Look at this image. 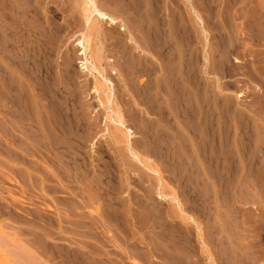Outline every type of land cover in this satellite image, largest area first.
Here are the masks:
<instances>
[{
  "label": "rangeland",
  "instance_id": "rangeland-1",
  "mask_svg": "<svg viewBox=\"0 0 264 264\" xmlns=\"http://www.w3.org/2000/svg\"><path fill=\"white\" fill-rule=\"evenodd\" d=\"M66 1L67 2L64 5L70 6L69 3L71 4L72 0H66ZM159 1H160L159 4L163 6V9L161 8L162 10L160 11V14L162 15L163 18L166 19L167 31H168V28L169 30H172L173 27L175 29V26L177 28L178 23L185 24V27H188L186 31L188 29L191 31L190 32L188 30V32H185L186 34H188V36L187 35L185 36V38L188 40V41H186V39L184 40L187 42V43L185 42V46L183 43L180 46L181 41H179L177 35L174 34L176 30L173 29L172 30L173 34H171L172 35L171 37L172 45H174L172 46L173 55H174L173 61H175L176 59V61L173 62V66L175 65V63L178 64V65L177 64L175 65L176 67L174 66L175 68H173L172 66V69H173L172 73L174 74L175 70L177 72V74L175 72L177 77H174V80H175L174 82L176 85L177 83H179V76L180 74H182L180 73L182 72L180 70H183V72H185V74L188 75V77L187 76L185 77L188 83L187 82L184 83V85L187 87V90H186L187 92L185 91L186 95L184 94V92H182L185 95L186 99L184 96L182 98V95H183L182 93L180 95V92L186 89V87L183 84H181V82H180L181 86L178 84L180 86L179 88L174 86L175 90L176 88L178 89L176 90L178 91V93L172 91L171 92L172 95L168 94L170 90L168 91L167 85L165 84L166 78L164 77H166V75H165V72H163V68H162L163 62H161L163 60L161 58H160L161 60H154V63L158 68L155 76H157L156 85H158V99H159L158 104L160 105L159 109L161 113L160 112L159 114L154 113L155 115L154 114L150 115V113L148 114V111H147L148 104L147 102L144 103L143 101L141 103H144V106L140 104V106L137 107V109L141 113V115L148 118L149 121L151 120L150 122L152 123H149L151 124L150 127L154 126L152 127L153 130H151L150 128H148L149 124H146L148 126L146 128V133L150 137L153 136L154 134L155 135H154V138L151 137L152 144H150L151 142L149 140H148V143L145 144L147 140H145L146 142L143 141L144 139H142L140 132L135 133L134 137L131 138V143L133 144V146H135L137 153L139 154L140 159L143 162V164H140L139 162L135 161L133 158L128 157L125 153L123 154L124 157H122L121 155L123 153V150L120 151L117 148L110 145L109 138L107 137L101 138L102 144L104 145V149L107 150L106 152L108 155V158H106L105 161L108 162L109 161L108 159H110L109 162H111L114 166V168L110 171L112 176L109 178H111V180L113 181L116 179L115 180L116 183L113 182V184L115 185L117 184L115 188L117 186L119 187L121 186L122 188L121 190L122 192L119 195V198L124 202L123 205L125 207L130 206L131 208L134 209V213H135L134 217H131L130 219L129 218L125 219V221L128 220L129 222L128 221L123 222L121 225L122 227L120 226L118 227L119 229H112L106 234V236L110 237L112 240H116V243L114 242V246L122 248V250L125 251L130 256V258H131L130 254H133V252L130 249L131 246L129 248L128 245H131L130 243H132L133 241L137 245L139 252L141 251L140 252L141 255L143 253L145 256V257H142L141 255L140 256L134 255L132 256L133 261L130 258H128L129 260L126 259L125 263H121L119 261L114 263L113 261L116 258L113 257V252H117L116 250L118 249L112 246V244L110 245L109 243L106 244L105 243V241L107 242L106 240L107 237H106L104 239L105 241L104 240L102 241L103 245H105L103 247L102 245L94 243V242H91L92 244L91 243L89 244V247H93L92 245L94 243L95 244L94 247L97 248V250H100V249H104L106 251L108 250V253L110 254L112 252V255H109L107 258L104 259V264H117V263L118 264H160V263L162 264L163 262L158 258V256H161V257L164 256L163 258L166 262H168L169 264H171L172 262L173 264L176 261V258L178 257V253H179V256L185 258L186 260V253H188L190 246H194L196 250H198L197 253L199 252L198 255H199V259H201V264H204L205 263L204 258H206L205 257L206 256L205 250H206V245H207L206 243L209 242V239L210 241H212V236H213V240H217L219 238L225 237L223 236L224 233L227 236V233L225 232V230L222 232L223 228L225 229L227 227L229 228V231H231L232 226L236 225V222L237 223L241 222L240 224L239 223L238 224L241 227H243L242 229H245L246 231L250 232L251 228L248 226V224L250 225V223H248L247 225L244 224L243 226V223L245 222L247 223V221H245L246 216H250V215L255 216L259 214V212L264 213V208H263V205H264L263 203L264 202V190H263L264 189V170H263L264 169V17H263L264 8H262L264 7V0H247L248 2L247 7L249 5L248 8L244 6V4L242 6V5H239L238 3L233 6L231 3L232 0H227V1L226 0H211L212 3L214 2L213 3L214 7L212 8V11L211 9H209L210 10L209 11L207 8L202 9L200 4L203 0H159ZM236 1L238 2L239 0H236ZM216 3L218 4V6ZM66 8L68 9V7ZM169 11H171L174 14L169 13ZM67 12L62 14L61 16L58 14V18L60 16V19L58 18L56 19V21L58 22V23L56 22V25L58 28L60 27L61 29L64 26L67 28L61 29L62 33L60 32L61 34L59 35L63 37L62 38L58 37V39L55 40V44H57L58 48L54 46V49L56 47V50H54L55 53H53V57L55 56L56 58L52 57L51 60L53 59L52 60L53 62L56 60L55 64L56 65L58 64L57 65L58 67L57 66L55 67L54 63L52 64L54 65L57 71H59L58 68L62 69L64 61L65 63L67 61V63H69V66L71 65L70 67L69 66L67 67L68 70L70 68L71 75L75 73L78 76L75 74L73 75L75 77L76 76L79 77L78 79L74 81L73 84L74 85L76 84L78 86L76 87L79 88V92H78L79 98H80V95L83 94L82 95L83 97L80 98L79 101L78 100L77 101L82 102L84 104L83 106L86 105L84 107L85 109L83 108L84 109L83 111L85 115L87 114L86 117L88 118V121L90 122L93 121L92 123L95 124L94 132L96 133V135L93 136V140L91 143L90 141L87 143V149H89L88 151L90 155L95 156L96 154L94 155L91 152L92 150L90 149L91 147H94L95 143L97 145L98 143L97 139L99 138V135L102 134V132L99 133L100 130L101 129L104 130L105 128L112 130V127L114 125L110 123L108 120L104 119V116L106 113H108V111L107 110L105 111L103 107L99 106V102L103 100L102 95L94 96V94H92L90 90V88L92 87L95 81L94 74H88L86 72L84 74V72L80 68L81 56L79 55L80 54L79 47L76 45L75 39L77 40L78 38H80L81 33L84 31V27L82 26V24H79L80 22L79 16H76L77 20L75 21V24L73 22L71 24L72 19L69 20L70 24H67L68 23L67 21L68 18L66 17V14H68ZM177 17L179 18L177 19ZM223 17L226 19H224ZM163 18L162 19L160 18V19L164 21L165 19ZM171 18H173L174 20ZM183 20H186V21L184 22ZM120 23H125V22H123L122 20L121 21L118 20L117 26L120 25ZM156 23L158 24V22ZM159 23L161 24L160 21ZM186 23H187V26H186ZM171 24H173V27H171ZM180 24L178 26H180ZM131 25H133V23H131ZM70 29H71V32H69ZM222 29H224V31H221ZM108 30L109 29H106V28L104 30V32L106 31L105 33L107 35H109L110 33V32L107 33ZM137 37H138V34H137ZM108 39H110L109 42L107 41ZM108 39L103 42L100 39H96L93 36L90 41V47L93 50L97 48H100V49L102 48L103 58L101 60V64H102L101 66L105 67L106 70H108V73L111 75V69H117L116 65L118 67V65L122 61L121 59L119 60L120 51L118 50V48H111L108 50V48L110 47H115L114 44H112L111 46V43H113V40L111 39V37H109ZM137 39L138 41L136 40V42L137 43L139 42L140 45L142 44L141 46L145 47L143 43L145 41H143V38L141 39L140 35ZM73 40L75 41V43ZM107 43H109L110 46L108 44V47H107L106 46ZM128 43L130 45H133L131 42H128ZM58 44L61 47H59ZM186 44L188 46L187 47L188 49H186L187 52L185 54L186 55L185 58L188 60V63H190L191 66H186L189 64L185 63L186 62L185 58L183 57L181 58V54H183V51H181V49L182 50L184 49L182 48V46L186 47ZM105 49L109 52H106ZM115 50H118V51H115ZM117 52L119 54H117ZM136 52L138 55L145 56V52H140V51L139 52L136 51ZM178 52L180 53L179 57L177 56ZM189 60H192V61L190 62ZM60 61L63 62V64ZM59 62L61 63V65L59 64ZM0 65L3 67V69L5 68L4 64H2L1 61H0ZM178 66H179V69H178ZM220 66L222 69L219 68ZM11 72L9 70V72L7 73L11 74ZM124 73L126 75V72ZM81 75H85V76H81ZM118 75L119 74L117 73V70H116V72H113V74L110 76L114 84V94L115 95H114L113 104L111 106H108V108L110 109L111 107L117 106L120 110H122L123 115L126 116L127 105H130L132 103L133 98L129 95V93L125 89L124 84L122 81H120L121 78H119L120 76ZM95 76L97 75L95 74ZM88 78H90V81L88 80ZM144 79L145 77H142V81H144ZM152 79L154 80L153 76H152ZM191 80L192 82L194 81V83L190 82ZM162 81L164 84L160 85L162 84ZM85 82H87L86 86L89 87L87 88L85 86L87 89L86 91H85V88H83L85 85ZM90 82H91V85H90ZM1 83L2 82L0 80V86L3 85V83L2 84ZM80 84L83 85L82 88L80 87L81 86ZM181 87H183V89ZM193 87H197L198 89L196 88V91H194L195 89ZM160 88L163 90L166 89V92L164 91L165 92L164 93ZM189 93H191L192 95ZM198 93L201 95H198ZM166 94H168V98L170 97L171 100L167 99V96H165ZM175 94L177 95L174 97L173 95ZM178 100H180L179 103H182L185 101L186 105L189 106L188 107L189 110H188V108L187 109L185 108L186 107L185 104H183L185 106V107L183 106L185 109L184 112L186 113L187 111L188 112L191 111L190 114L192 113L190 115L187 112L186 114H189V115H186L187 118L185 116H183V119L178 117L180 116V113L178 111L179 109L177 108ZM208 100L210 101L208 102V105H207ZM170 103L172 105L169 106ZM199 104H202L203 107ZM171 106L173 108H171ZM145 107L147 110L145 109ZM205 108L207 111L205 110ZM163 109H164L163 111L164 113L162 112ZM171 109L173 111H171ZM214 110H215V113L213 114ZM193 112H194V115L196 114V116L193 115ZM166 113H168V115ZM200 113L203 116L205 115V118L203 116L201 117ZM160 116L163 119H161ZM210 116H211V119H209ZM214 116L215 118H213ZM169 117L172 119H170ZM178 118L181 120H179ZM202 118L203 120H200ZM125 119H128V118H125ZM240 119H243V120H240ZM245 119L247 120V122L244 121ZM127 122H128V125L134 127V125L131 122L129 121ZM243 122L244 124L246 123L248 125V131H245L246 135L244 134L242 136L243 132L241 133L238 132L237 124L241 125V123ZM202 125L204 126L202 127ZM213 125L215 126L217 125L215 127L216 129L213 128ZM227 125L228 126L230 125V126L228 127ZM160 126L161 127L163 126L164 128L163 127L161 128ZM175 126L178 129L174 128ZM170 127L173 130L170 129ZM189 128L191 130H194L195 128L194 131L196 133L194 134V132L191 131ZM133 129L135 130V128ZM156 129H158V131ZM174 129H176L175 131H177L178 135H175L176 132L174 131ZM183 129H186V130H183ZM204 130H206V132ZM96 131H98V133ZM178 131H180L182 135L180 134V132L178 133ZM188 131H190V134ZM210 131L212 134L210 133ZM151 132H153V134L150 135ZM227 132L229 133L227 134ZM247 132L251 135V136L248 135L250 138L249 137L243 138L244 136H247ZM192 136L194 137L192 138ZM215 136L218 137L219 139H216ZM162 137L164 139L160 140L162 139ZM205 137H208V138H205ZM210 138L213 140L216 139L218 141L210 140ZM152 139L154 141H152ZM165 139H167L168 141H166ZM223 139L225 141L227 140L226 141L227 143H225ZM209 140L210 142L213 141L214 144L210 145L209 142L207 143V141ZM241 140L242 141L245 140V141L242 142ZM201 145L204 147V149ZM182 146L184 147V149ZM239 146L240 147L242 146V147L240 148ZM247 146L249 147L248 149H247ZM237 148H239V151ZM145 149H148V150H145ZM169 151L170 153H168ZM175 151L177 152V154L174 153ZM179 151L181 152V154ZM241 153H242V156L239 155ZM243 154L245 156H243ZM217 155L219 158H217ZM204 158H206V160ZM223 158H225V160H223ZM229 158H231V160L233 161H231ZM252 158L254 159L253 160L254 162L252 161ZM211 161L213 164L211 163ZM256 161H258L259 163ZM0 164H1L0 165V181H1L0 182V190H1L0 191L1 192L0 193V264H24V263L30 264L31 262H34V259L32 261L28 260L29 262L23 261L25 257L22 255V252H21L23 250L20 251L21 245H22L21 249H23L24 247L29 248V250L31 249L32 250L31 254L34 253L33 255H35V257L37 258L39 257L41 264H80V263L81 264H92V263L98 264L97 263L98 260L93 257L95 256L94 253H93L94 255L91 254L92 252L90 253L92 256L89 254L88 256L81 255V253L85 251L87 248L84 245L82 246V248H79L81 250L80 252V250H77L78 248L76 247V245L68 244L67 240L74 241V239H76V236H73L72 234L67 233V234H64L67 240H64L61 237H59V221L56 217L57 215L59 216V196L53 193L52 191H48V190L39 191L36 188L34 191L36 193V196L29 198L27 195H23V197L16 199L17 201H19V203H26L27 201L32 202L36 205H39L40 208L48 204L47 208H50L52 214L50 213L47 215H49L52 219H50V217H48L47 215H46V218L44 219V224H45L44 227H45L46 236L44 238L45 244L41 245L42 251H40V248L38 246L36 247L35 245H32L31 242H28L27 236H23L22 234L19 233L18 229L21 228L20 227L21 225L16 223V221H14L18 215L17 213L18 210L16 209L17 207L16 208L14 207L4 208L3 205L10 203L8 199L10 192H19V188L22 187L23 184H25V182L21 180L22 178L20 177V174H19L20 171H22V169L20 168L21 166L19 165L13 166V164H11L6 158V155L0 156ZM243 165L245 167H243ZM258 165L259 166L261 165V167H259ZM92 166L94 167V161L92 163ZM146 166L147 167L149 166L150 168L154 169L156 173H151L150 171H148L146 169ZM220 167L223 172L221 171ZM261 168L263 171H261ZM219 169L220 171H218ZM229 169H232L231 172L229 171ZM248 169H250V172ZM227 171L228 173H230L229 175L227 174ZM215 172L219 174L217 173L215 174ZM207 173H210L209 176ZM232 174L234 175V177ZM252 175L255 178L252 177ZM229 176L233 181L229 178ZM19 178L21 181L19 180ZM217 178L219 180H217ZM240 179L242 182L240 181ZM258 179L260 180L258 181ZM218 182H219V185H218ZM46 184L50 186V184L52 183L50 184L46 183ZM110 185H112L111 182H110ZM258 185H260L259 186L260 188L258 187ZM24 186H26V184ZM55 186L57 187V185ZM246 189H247V193H246ZM248 191H251L252 193L251 192L248 193ZM150 192L153 194L152 196L148 195V194H151ZM243 192H244V195H243ZM159 194H161L162 196L160 197ZM249 194L251 196H249ZM134 195H137L143 204L142 203L140 204L132 203V200H134L133 199ZM146 196L149 198L151 197V198L149 199ZM250 198L252 201L253 199L258 200V202H261L263 205L260 203L261 207L259 208L257 207V210L255 206L253 207L251 205H248V206L241 205L242 200L240 202V199L244 200V199H250ZM223 199H224V202H223ZM145 204L146 206H144ZM150 204L154 206L152 207ZM227 204L228 205L230 204L231 207L230 206L226 207ZM30 208H24V210L28 209L26 211H29V210L31 211L32 209ZM55 208L58 209V211H55L56 210ZM149 211L151 212L149 213ZM233 213H235L237 216L235 217V214ZM227 214H230V215H227ZM238 215L240 216L242 215L241 218L240 216L238 217ZM155 218H158L159 220H156ZM164 218H166L167 220ZM189 218L193 219V221L189 220ZM237 218L239 221L236 220L235 224L233 225L234 219H237ZM241 219H243L244 222H242ZM224 220L226 222H224ZM151 222L153 225L151 224ZM150 224H151V227H150ZM61 225L68 226L67 224H64V223H62ZM50 228H53V230L57 231V235L53 233L52 229L47 230ZM161 237L163 238L166 237L165 239L167 240ZM180 239H182L184 242H182V240L180 242L179 241ZM174 241L177 243H175ZM18 244H20V246ZM123 244H127V245H125L124 247ZM183 244H185V247ZM176 245L177 247H175ZM187 245L188 246L190 245V246L188 247ZM168 246H170L171 249ZM74 251L75 253L77 252L79 256L75 254ZM15 253L17 254V256ZM69 253L71 257L73 255L72 259L75 258L74 260L70 258V255H68ZM20 255L23 256L24 258L23 257L21 258ZM20 259L22 260L20 261ZM92 259H95V260L93 261Z\"/></svg>",
  "mask_w": 264,
  "mask_h": 264
},
{
  "label": "bare ground",
  "instance_id": "bare-ground-1",
  "mask_svg": "<svg viewBox=\"0 0 264 264\" xmlns=\"http://www.w3.org/2000/svg\"><path fill=\"white\" fill-rule=\"evenodd\" d=\"M66 2H67L66 0H0V61L2 62V64H4V67H5L3 69V67L0 65V80L3 83V85L0 86V156L6 155V158L8 159V161L11 164H13V166H18V165L21 166L20 168L22 169V171H20L19 174H20V177L22 178L21 180L24 181L26 184V186H24L25 184H23V186L19 188V192H10V195L8 196L10 203H7L3 206H4V208H8V207L16 208L17 207L16 208L18 210L17 213L20 217L17 215L15 220L14 219L13 220L16 221V223H18L19 225H21L20 226L21 228L18 227V228H20V229H18L19 233L22 234L23 236H27L28 242H31V244L35 245L36 247L38 246L40 248V251H42L41 245L45 244L44 238L46 236L45 235V227H44L45 226L44 219L46 218L47 214H50V213L52 214V212H51L50 208H47L48 204H46V206H42V208H40L39 205H36L32 202L27 201L26 203H19V201H17L16 199L23 197V195H27L29 198L36 196V193L34 192L36 188L39 191H45V190L52 191L53 193H55L56 195L59 196V216L58 215L56 216L58 221H59V237H61L64 240H67V238L64 236V234H67V233L72 234L73 236H76V239H74V241L67 240L68 244L69 245H76V247L78 248L77 250H80L79 248H82V246L84 245L88 249L86 248L87 251L86 250L83 251L81 253V255H87L88 256V254L89 255L95 254V256H93V257L98 260L97 263L98 264H104V259L107 258L109 255H112V252L110 254V253H108V250L107 251L104 249L97 250V248L94 247V245H95L94 243L100 244V245H102V247L105 246V245H103L102 241L107 237L106 234L109 231H111L112 229H119L118 227H120L123 222L128 221V220L125 221V219L126 218L130 219L131 217H134L135 213H134V209L131 208L130 206L125 207L123 205L124 202L119 198V195L122 192L121 191L122 188H121V186L120 187L117 186L115 188V186L117 185V184L116 185L113 184V182H115V180H116L115 177H114V179H115L114 181L111 180V178H109L112 176L110 171L114 168V166L111 162H109L110 159H108L109 160L108 162L105 161V159L108 158V155L106 152L107 150L104 149V145L102 144L101 138H104V137L109 138L110 145H112L113 147L117 148L120 151L123 150V153L121 155L122 157H124L123 154L125 153L128 157L133 158L135 161L139 162L140 164H143V162L140 159L139 154L137 153L135 146H133V144L131 143V138L134 137L135 133L140 132L142 139H144L143 141L147 140V142L145 141L146 143L145 142L144 143L147 144L148 140L151 142V137L154 138V135H155L154 134L153 136L150 137L146 133V128L148 127L146 124H149L152 122H150L151 120L149 121V119L146 118L145 116L141 115V113L137 109V107H139L140 104H142V106H144V103L147 102L148 110L146 109V107H145V109L148 111V114L150 113V115H153L154 113H156V114L157 113L159 114V112L161 113V111L159 109L160 105L158 104V102H159L158 101L159 100L158 99V85H156L157 76H155L158 68L154 63V60H161V59L163 60L161 62H163L162 68H163V72H165V75H166V77H164V78H166L165 84L167 85L168 91L170 90L168 94L172 95V93H171L172 91L178 93V91H176V90H178L177 88H179L181 86V84L184 85V83L187 82L186 81L187 79L185 77L186 76L188 77V75H186L185 72H183V70H180V71H182V72H180L182 74H180V76H179V83L176 82L177 85L179 84L180 86L179 85L177 86L175 84L174 77H177V75H176L177 72L175 70L176 74H175V72H174V74L172 73L173 72L172 66H173V62H175L176 59H175V61H173L174 55H173V50H172L173 47L172 46H174V45H172V40H171V37H172L171 34H173L172 30L174 29V27H173V24H171V27H173L172 30H169V28H168V31H167L166 19L163 18L162 15L160 14V11L163 9V6L159 4V2H160L159 0H72V2H71V4L73 3L72 5L69 3L70 6H65L64 4ZM228 2H227V4H228ZM249 2H251V1H249ZM213 3L211 0H203L200 5H201L202 9L207 8L208 10L211 9V11H212V8L214 7ZM231 3L233 6L238 3L239 5H242V6L244 4V6L247 7L248 2H247V0H239L238 2L236 0H232ZM217 6H218V4H217ZM66 7H68V9ZM248 7H249V5H248ZM262 8H264V7H262ZM169 10H170V8H169ZM171 11H173V10H171ZM171 11H169V13H172ZM66 12L68 13V14H66V17L68 18L67 24H70V22H69L70 19H72L71 24H72V22L75 24V21L77 20L76 16H79V19H80L79 24H82V26L84 27V31L81 33L80 38H78L77 40L75 39L76 45L79 47V52H80L79 55L81 56L80 68L84 72V74H85V72L88 74H94L95 81H94V84L92 85V87L90 88V90H91L92 94H94V96L102 95L103 100L99 102V106L103 107L105 111L106 110L108 111V113L105 114L104 119L108 120L110 123H112L114 125L112 127V130H110L108 128H105L104 130L103 129L100 130L99 133L102 132V134H100L99 138L97 139V141H98L97 145L95 143L94 147H91V149H90V150H92L91 152L94 155L96 154L95 156H91L89 151H88L89 149H87V143L89 141L91 143L93 140V136L96 135V133L94 132L95 124L92 123L93 121L92 122L88 121V118L86 117L87 114L85 115V113L83 111L85 109L84 107L86 105L83 106L84 104L82 102H78L79 99L83 97L82 96L83 94H81L83 92L80 93L81 95L79 98V96H78L79 88H77L78 86L76 84L75 85L73 84L74 81L76 79H78L79 77H77L78 75L75 73H73V74L77 75L76 77L73 74L71 75L70 68H69V70L67 69V67L69 66V63H67V61L65 63V61L62 60V61H64V64H63V62L60 61L63 64V66H62V69L58 68L59 71H57L55 68L58 65V64L57 65L55 64L56 60L54 62L52 61L53 59L51 60V58L53 57V53H55L54 50H56V47L58 48L57 44H55V40L58 39V37L62 38L63 36L59 35L62 33L61 29L67 28L65 26L62 27L61 29H60V27L58 28L56 25V22H57L56 19L58 18V14L61 16L62 14L66 13ZM172 14H174V13H172ZM212 15H213V13H212ZM60 16L58 19H60ZM160 18L161 19L163 18L165 20L163 21ZM178 18L179 17H177V19ZM171 19H173V18H171ZM183 19H185V18H183ZM224 19H226V18H224ZM118 20H120V21L122 20L125 23H120V25L117 26ZM159 21L161 22V24L159 23ZM183 21L185 22L186 20H183ZM156 22H158V24ZM178 22H179V20H178ZM131 23H133V25H131ZM176 23H175V25H176ZM179 24L180 23L177 24L178 29L175 26L174 30H176V32H174V34H176L179 41H181L180 46L182 45V43L185 46V42L188 41L185 38V36L186 35L188 36V34H186L185 32H188L189 29L186 31V29L188 27H185V24H180V26H178ZM186 26H187V23H186ZM105 28L109 29L107 32V33L110 32L109 35H107L105 33L107 30L104 32ZM221 31H224V29H222ZM69 32H71V29ZM137 34H138V37L140 35L141 39L143 38V41H145V42H143L145 47L141 46L142 44L140 45L139 42H138L139 44L136 42V40L138 41ZM93 36L96 39H100L103 42L105 40H107L109 37H111V39L113 40V43H111V46H112V44H114L115 47H110V48H108V50L111 48H118V50L120 51L119 60L121 59L122 62L119 61L121 63L118 65V67L116 64H114V65H116L117 69H111V75L113 74V72H116V70H117V73L119 74L118 76H120L119 78H121L120 81L123 82L125 89L129 93V95L133 98L132 99L133 101L130 105L126 104L127 105L126 116L123 115L122 110H120L117 106L111 107L110 109L108 108V106H111L113 104L114 95H115L114 94V84L110 78L111 75L108 73V70H106L105 67L101 66L102 65L101 60L103 58L102 57L103 56L102 55V48L101 49L97 48V49L93 50L90 47V41H91ZM75 38H77V37H75ZM185 39H186V41H184ZM64 40H65V38H64ZM109 40L110 39H108L107 41L109 42ZM75 41H74V43H75ZM59 42H61V41H59ZM128 42H131L133 45H130ZM56 43H58V42H56ZM189 43H190V41H189ZM108 44L109 43H107V45H106L107 47H108ZM101 45H103V44H101ZM54 46H56L55 49H54ZM109 46H110V44H109ZM59 47H61V46L59 45ZM187 47H188L187 44H186V47L182 46V48H184L185 50L181 49V51H183V54H181V58L186 57L185 54L187 52L186 49H188ZM118 50H115V51H118ZM105 51L109 52L106 49H105ZM136 51L145 52V56L138 55ZM117 54H119V53L117 52ZM179 54L180 53L178 52V55H177L178 57L180 56ZM187 56H188V54H187ZM53 58H56V57L54 56ZM182 60H184V59H182ZM185 60H186V62L185 61H183V62H185L187 64L188 60L186 58H185ZM189 61L191 62L192 60H189ZM60 62H59V64L61 65ZM52 63L55 64V67ZM176 64L177 63H175V65ZM188 64L189 65H186V66H191L190 63H188ZM174 66H173V68L176 67V66L175 67ZM179 66H178V69H179ZM183 68H181V69H183ZM219 68H221V66ZM185 69H184V71H185ZM6 70H8V71H6ZM9 70H10V72L12 71L11 74L7 73V72H9ZM124 72H126V75ZM95 74L97 76H95ZM174 75H176V76H174ZM81 76H85V75H81ZM152 76L154 77V80L152 79ZM142 77H145L144 81H142ZM193 77H195V76H193ZM88 80L90 81V78H88ZM89 81H88V83H89ZM176 81H178V80H176ZM4 82H5V84H4ZM180 82H181V84H180ZM190 82H192V80ZM192 83H194V81ZM86 84H87V82H85V85L83 84L84 85L83 88H85V91L87 90ZM163 84L164 83L162 81V84H160V85H163ZM83 85H81L80 87L82 88ZM90 85H91V82H90ZM174 86L177 87L176 90H175ZM122 87H123V85H122ZM183 87H181V88L183 89ZM87 88H89V87H87ZM193 88L195 89L194 91H196L197 87H193ZM191 89H192V87H191ZM161 90L163 92L164 91L166 92V89L165 90L161 89ZM186 90H187V87L184 91L182 90L180 92V95L182 92H184V94L186 95V93H185ZM168 94H166L165 96H167V99H170V97L168 98ZM184 94L182 95V98H183V96L185 97ZM189 94H191V93H189ZM176 95L177 94H175L173 96L175 97ZM198 95H201V94L198 93ZM198 97H200V96H198ZM239 97H241V96H239ZM176 98H178V97H176ZM185 99H186V97H185ZM200 99H202V98H200ZM142 101L144 103H141ZM179 101L180 100H178V103H177V108L179 110L176 109L180 113V116H178V117L183 119V116H185L187 118L186 115H189L191 111H189V112L187 111L189 114H186L187 112L186 113L184 112L185 111L184 107L186 106L185 108L187 109L189 106L186 105L185 101L184 102L181 101L182 103H179ZM187 101H189V100H187ZM209 101L210 100L207 101V105H208ZM174 103H176V102H174ZM183 104H185V106ZM170 105H172V104L170 103L169 106ZM199 105L202 106V104H199ZM171 108H173V107L171 106ZM188 110H189V108H188ZM205 110H206V108H205ZM155 111H157V112H155ZM163 111H164V109L162 110V112ZM171 111H173V110L171 109ZM201 111H202V109H201ZM214 113H215V110H214L213 114ZM99 114H101V113H99ZM166 114L168 115V113H166ZM193 115H194V112H193ZM200 115H201V113H200ZM194 116H196V114ZM202 116L203 115H201V117ZM241 116H242V114H241ZM163 117H165V116H163ZM203 117L205 118V115ZM125 118H128V119H125ZM160 118H161V116H160ZM194 118H196V117H194ZM213 118H215V116ZM161 119H163V118H161ZM170 119H172V118H170ZM181 119H179V120H181ZM209 119H211V116L209 117ZM200 120H203V118ZM215 120H217V119H215ZM240 120H243V119H240ZM127 121L131 122L134 125V127L128 125ZM171 121H173V120H171ZM244 121L247 122L246 119ZM131 123H129V124H131ZM150 125L151 124H149L148 128L153 130L152 127H154V126L150 127ZM221 125H222V123H221ZM203 126L204 125H202V127ZM216 126L213 125V128H215ZM237 126H238V128H237L238 132H240V133L243 132L242 136L245 134V131H248V125L246 123L244 124V122L241 123V125L237 124ZM132 127L135 128V130ZM174 128H177V127L175 126ZM190 128H192V127H190ZM195 128H194V130H195ZM170 129H172V128L170 127ZM156 130L158 131V129H156ZM175 130L176 129H174V131ZM183 130H186V129H183ZM194 130H191V131H193L195 134L196 132ZM219 130H220V128H219ZM160 131H161V129H160ZM204 131L206 132V130H204ZM96 132L98 133V131H96ZM153 132H151L150 135L153 134ZM175 132H176L175 135H178L177 131H175ZM179 132L180 131H178V133ZM188 132L190 134V131H188ZM197 132H198V130H197ZM160 133H159V135H160ZM210 133H211V131H210ZM210 133H208V134H210ZM228 133L229 132H227V134ZM165 134H167V133H165ZM180 134H181V132H180ZM161 135H163V134H161ZM168 135H169V133H168ZM248 135L251 136L247 132V136H244L243 138L249 137ZM171 137H172V135H171ZM193 137L194 136H192V138ZM210 137H212V136H210ZM205 138H208V137H205ZM215 138L219 139L216 136H215ZM239 138H240V136H239ZM156 139H157V137H156ZM163 139L164 138L162 137V139H160V140H163ZM216 139L213 140L210 138V140L218 141ZM165 140L168 141L167 139H165ZM194 140H195V138H194ZM210 140L207 141V143L209 142L210 145L214 144V142L212 141L213 142L212 143V142H210ZM152 141H154V140L152 139ZM226 141H225V143H227ZM229 141H231V140H229ZM243 141H245V140H243ZM235 143H237V142H235ZM150 144H152V142ZM92 145H93V143H92ZM244 148H245V146H244ZM248 148L249 147L247 146V149ZM148 149H145V150H148ZM183 149H184V147H183ZM203 149H204V147H203ZM203 149H201V150H203ZM237 149L239 151V148H237ZM165 152H167V151H165ZM146 153H147V151H146ZM168 153H170V151ZM174 153L177 154L176 151ZM180 154H181V152H180ZM244 154H243V156H245ZM214 155H216V154H214ZM239 155L242 156V153ZM182 157H181V159H182ZM228 157H230V156H228ZM217 158H219L218 155H217ZM225 158H223V160H225ZM204 159L206 160V158H204ZM229 159L231 160V158H229ZM210 160H212V159H210ZM253 160L254 159L252 158V161ZM93 161H94V167L92 166ZM217 161H216V163H217ZM231 161H233V160H231ZM243 162H244V160H243ZM256 162H258V161H256ZM211 163H212V161H211ZM244 165H243V167H245ZM204 166H206V165H204ZM246 166H247V164H246ZM232 167H234V166H232ZM259 167H261V165ZM228 168H229V166H228ZM146 169L148 171H150L151 173H156L155 170L150 168L149 166L148 167L146 166ZM220 169H221V167H220ZM220 169L218 171H220ZM207 170H208V168H207ZM231 170L232 169H229L230 172H231ZM248 170L250 172V169H248ZM263 170L261 168V171H263ZM221 171H222V169H221ZM234 172H235V170H234ZM216 173L217 172H215V174ZM207 174L209 176L210 173H207ZM217 174H219V173H217ZM227 174L229 175L230 173H228V171H227ZM113 175H114V173H113ZM247 175H248V173H247ZM253 175H252V177H254ZM250 176H251V174H250ZM233 177H234V175H233ZM229 178H230V176H229ZM19 180H20V178H19ZM217 180H219V179L217 178ZM259 180L260 179H258V181ZM240 181H241V179H240ZM110 182L112 183V185H110ZM46 183H49V184L52 183V184H50V186H49ZM221 183H222V181H221ZM249 184H250V182H249ZM260 184H261V182H260ZM55 185H57V187H59V188H57ZM218 185H219V182H218ZM259 186L260 185H258V187ZM237 187H239V186H237ZM226 188H227V186H226ZM16 189H18V188H16ZM218 191H220V190H218ZM6 192H7V190H6ZM249 192H251V191H248V193ZM246 193H247V189H246ZM148 195L152 196L153 194L151 193ZM159 195H160V197L162 196L161 194H159ZM220 195H222V194H220ZM243 195H244V192H243ZM254 195H255V193H254ZM249 196H251V195L249 194ZM246 197H247V195H246ZM147 198H149V197H147ZM133 199L134 200H132V203H134V204L142 203L140 201V198L137 195H134ZM241 200H242V202H241ZM223 202H224V199H223ZM240 202H241V205H243V206H248V205H251L253 207L255 206L256 210H257V207L258 208L261 207V205H260L261 202H258V200H254V199L252 201L251 198L250 199H244V200L240 199ZM144 206H146V204ZM151 206L153 207L154 205H151ZM227 206H230V204L229 205L227 204L226 207ZM30 207H32V208H30ZM24 208H30L32 210L26 211L28 209L24 210ZM263 208H264V205H263ZM55 211H58V209H56ZM150 212L151 211H149V213ZM233 214H235V213H233ZM227 215H230V214H227ZM47 216L50 217L49 215H47ZM236 216L237 215L235 214V217ZM239 216L240 215H238V217ZM241 216H240V218H241ZM250 216H252V215H250ZM250 216H246L245 221H247V223L246 222L243 223V226H244V224L247 225L248 223H250V225L248 224V226L251 228L250 232L246 231L245 229H242L243 227H241L239 225L241 222H238L239 224L236 222V220H238V218H237V219H234L233 225L235 224V222H236V225L232 226V229L230 228L231 231H229V228H227V227L225 229L223 228L222 232L225 230V232L227 233V236L224 233L223 236H225V237H223V238H219V239L216 238L217 240H213V236H212V241H210V239H209V242L206 243L207 244L206 250H205V254H206L205 257L206 258H204L205 259L204 264H264V213L259 212V214L255 215V216H252V217H250ZM231 218H232V216H231ZM50 219H52V218L50 217ZM155 219L159 220L158 218H155ZM164 219H166V218H164ZM156 220H154V221H156ZM189 220L193 221V219H191V218H189ZM225 220H224V222L227 221V220L226 221ZM241 220H242V222H244L243 219H241ZM152 222H151V224H152ZM62 223L67 224L69 227L61 225ZM157 223H158V221H157ZM151 224H150V227H151ZM159 224H161V223H159ZM51 229H52L53 233L55 235H57V231L53 230V228H50L47 230H51ZM177 229H178V227H177ZM215 230H217V229H215ZM164 233H166V232H164ZM182 233H183V231H182ZM171 235H172V233H171ZM161 238H163V237H161ZM165 238H163V239H165ZM209 238H211V237H209ZM106 240H107V242L104 240L105 243L106 244L109 243V245L112 244V246H114V242L116 243V240H112L110 237H107ZM117 240H118V238H117ZM165 240H167V239H165ZM181 240L182 239H180L179 241L181 242ZM177 241H178V239H177ZM91 242H94L92 245L94 248L89 247V244ZM182 242H184V241L182 240ZM175 243H177V242H175ZM130 244L131 245H128V246H129V248L131 246L130 249L133 252V254H130L131 258L125 251L122 250V248L114 246L116 249H118V250H116L117 252H113V257L118 259V260L114 259V261H113L114 263H116L118 261L121 263H125L126 259L129 260L128 258H130L133 261L132 256H134V255L140 256L141 255V253H140L141 251L139 252L138 247L135 244V242L133 241ZM18 245L20 246V244H18ZM123 245L125 247V245H127V244H123ZM177 245L175 247H177ZM183 245L185 247V244H183ZM21 247H22V245H21ZM21 247H20V251L23 250L21 252H22V255L26 259V260L23 259L24 262L25 261L29 262L28 260L32 261L34 259V262H31L30 264H32V263L33 264H41L39 257L38 258L35 257V255H33L34 253L31 254V252H32L31 249H30L31 250L30 251L29 248L24 247L23 249H21ZM85 247H84V249H85ZM168 247L171 249L170 246H168ZM157 249H159V248H157ZM43 251H45V250H43ZM197 251L198 250H196V248L194 246H190L188 253H186V260H185V258L179 256V253L177 252L178 257L176 258V261L173 264H201V259H199V255H198L199 252L197 253ZM80 252H81V250H80ZM74 253H75V251H74ZM17 254H16V256H17ZM75 254H77V252ZM172 254H174V253H172ZM68 255H70V253ZM182 255H184V254H182ZM23 256L20 255L21 258ZM141 256L145 257L143 253ZM148 256H150V255H148ZM72 257H73V255H72ZM72 257L70 255L71 259H72ZM163 257L158 256V258L163 262L162 264H167L168 262H166ZM137 258H138V256H137ZM74 259L75 258H73L72 260H74ZM21 260L22 259H20V261ZM92 260L94 261L95 259H92ZM69 263H70V261H69ZM24 264H28V263H24ZM171 264H172V262H171Z\"/></svg>",
  "mask_w": 264,
  "mask_h": 264
}]
</instances>
